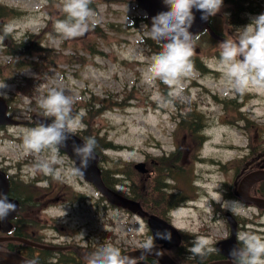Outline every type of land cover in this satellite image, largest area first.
Listing matches in <instances>:
<instances>
[{"label": "rangeland", "instance_id": "374dc122", "mask_svg": "<svg viewBox=\"0 0 264 264\" xmlns=\"http://www.w3.org/2000/svg\"><path fill=\"white\" fill-rule=\"evenodd\" d=\"M111 1L92 0L91 3L96 9H92L90 23L95 22L99 26L103 32L101 35L95 34L90 27L83 36L71 39L64 38L53 27L56 20L62 19V0L50 3L47 0H0V3L20 12L16 16L13 12L5 16L4 21L10 30L16 35L26 31L32 33L31 55L26 58L37 63L35 66L41 72L35 73L26 68L22 74L30 76L34 91L50 87L62 89L66 95L73 97L75 102L71 116L75 130L85 125L90 127L79 113H84L83 107H88V103H96L95 107H89L86 119L92 129L100 128L119 146L104 152L103 164L107 172L119 170L123 174L131 173L138 191H143L147 183L131 170L130 165L143 160L146 154L157 159L158 156L176 153L174 158L185 165L176 161L173 172L183 170L184 174L176 179L170 178L169 182L190 199L184 207L173 210V220L183 229L186 243L190 237L194 240L198 236L217 241L225 236L226 224L224 220L216 221V224L208 220L214 214L208 201L210 197L222 200L220 189L217 190L222 182L232 187L236 174L245 166L239 159L248 146L253 154L259 153L257 145L262 144L259 136L264 131V87L249 85L243 92L233 88L219 67L221 41L210 42L205 36L195 42L194 53L207 64L208 71L200 73L193 67L189 75L180 78L178 85H168L161 79L152 78L148 69L156 52L149 53L142 42L145 35L142 26L145 24L131 25L132 17L142 16L145 11L136 0ZM252 5L256 6L257 11L248 12L250 22L252 17L264 13V0H253L250 7ZM228 8L229 5H223L213 17L220 30L233 38L237 30L247 24H223L225 16L229 14ZM39 29L45 31L38 32ZM35 43L46 46L51 54L45 58L41 52H36ZM68 54L73 55L68 57ZM1 59H5L4 55H0ZM50 59L56 65L49 67ZM17 80L19 77H15L10 70H0V84L7 85L0 92L7 96L13 93L18 96L11 97L14 99L15 116L27 120L30 119V99L26 97L23 100ZM214 95L221 97V100ZM230 97L241 101L242 109L238 104L222 101ZM181 109L184 112L194 109L201 116L198 131L190 132L188 126L178 121ZM239 112L248 117V123L242 118L235 123L230 118H236ZM33 127L36 125H14L0 129V158L6 160V164L25 161L22 174L26 175L25 179L34 178L31 181L35 186L30 189L38 195L45 196V193L52 192L53 197L66 192L68 196L79 198V193L86 194V198H79L75 203L46 199L50 204L44 216L55 217L52 221L58 227L62 224L73 229L76 225L82 226L79 236L94 234L95 242L103 237L106 244L122 249L138 247L148 236L146 222L135 214L105 205L92 184L73 174V162L66 154L58 151L55 158L60 163H52L54 154L49 149L39 153L27 150L23 138L26 131ZM201 136L205 137V141ZM37 162L52 164L54 170L59 171L60 178L49 177L50 181H37L45 175L34 171L33 165ZM168 177H172V171ZM147 193L144 190V198L150 199L151 203H156L158 199L163 204V191L155 195ZM226 199L238 201L240 207L237 213L251 219L250 223L264 221V215L257 213V209L247 207L235 198ZM141 221L143 232L138 231ZM100 233L102 235L100 238L97 235V239L95 235Z\"/></svg>", "mask_w": 264, "mask_h": 264}, {"label": "clouds", "instance_id": "9594fccd", "mask_svg": "<svg viewBox=\"0 0 264 264\" xmlns=\"http://www.w3.org/2000/svg\"><path fill=\"white\" fill-rule=\"evenodd\" d=\"M92 0H62L60 11L64 19L54 22V29L66 39L83 36L95 22L90 23ZM168 7L151 18V26L145 24V36L156 42L160 51L152 57L148 69L152 78L161 79L165 84H179L180 78L190 74L193 68L191 57L194 53L199 34H193L190 29L195 21L194 9L201 13V19L207 20L215 16L223 6L224 0H163ZM219 67L229 83L237 91L243 92L254 85L264 87V13L251 18V22L237 30L233 38H226L219 43ZM7 85L0 84V89ZM0 92V95H3ZM74 98L66 95L65 91L56 88L48 90L47 95L38 103L43 109L44 117H51L50 124L40 123L26 131L24 147L39 153L49 149L53 154L52 163H60L55 158L59 148L69 138V133H75L74 121L71 116ZM97 141L95 137H84L83 144L73 146V151L79 160V165L73 174L83 175L90 161L96 158ZM34 171L60 178V173L54 170L48 162H37ZM222 207L237 213L239 202L225 201ZM17 211V205L9 200L8 195L0 193V221ZM139 232L144 231L140 222ZM171 240L168 231L157 232L155 237L147 238L141 245V256L135 257L123 253L117 246L105 244L91 253H86V264H141L147 256H162L163 250L158 248L155 241ZM238 245L229 253L232 264H264V237L251 233H238ZM212 241L205 236L194 239L189 252L201 259L216 249Z\"/></svg>", "mask_w": 264, "mask_h": 264}, {"label": "flooded vegetation", "instance_id": "af4514ba", "mask_svg": "<svg viewBox=\"0 0 264 264\" xmlns=\"http://www.w3.org/2000/svg\"><path fill=\"white\" fill-rule=\"evenodd\" d=\"M0 167L7 171V166L3 162H0ZM10 175V174H9ZM11 186H13V181L10 180ZM221 196H226V187L220 188ZM14 194V193H13ZM251 194L259 195L264 197V180L256 183L251 187ZM23 197V196H21ZM23 198H31L29 196ZM20 200V199H19ZM27 204L31 203V199L26 201ZM21 204L23 202L21 201ZM27 207L25 210L22 207V211L17 214L16 218L13 220V226L10 232L3 233L1 235L12 236L13 239L2 241L0 245V250L11 251L22 257L34 260L38 263L44 264H86L84 256L86 253H91L89 249L91 248V243H84L83 239L78 236V229H67L63 225L59 228L57 224L47 222V219H43L41 216L42 210L37 208V215L34 216L38 220L35 222L31 217L24 216V213H29L34 211V209ZM221 207V206H220ZM264 214V209H258ZM217 212V215H225V211L222 213ZM239 217V216H238ZM217 219V218H216ZM239 221L238 232L246 233L247 231H253L259 233H264L263 229L258 225L246 224L242 218H237ZM262 223L264 225V221ZM1 232V231H0ZM264 237V235L260 234ZM26 240V241H25ZM215 248V247H214ZM179 248L171 249V253L176 256L177 261L179 260L181 264H186V258H191L193 256L190 252L177 251ZM2 258V257H0ZM212 259H222L224 256L215 250L212 253ZM153 262V259H149ZM185 262V263H183Z\"/></svg>", "mask_w": 264, "mask_h": 264}, {"label": "water", "instance_id": "95a60500", "mask_svg": "<svg viewBox=\"0 0 264 264\" xmlns=\"http://www.w3.org/2000/svg\"><path fill=\"white\" fill-rule=\"evenodd\" d=\"M139 4L148 12V23L149 27L151 26L152 20L151 18L155 15H157L161 11H167L168 7L163 3V0H138ZM195 13V21L190 29V31L195 35L199 33L200 31L204 30L207 28L209 32L211 33L212 36L216 38H221L222 40H225V38L217 35L212 27L209 25V18L207 20H202L201 19V13L196 11L195 9L193 10ZM7 103L5 99L0 95V124H17L19 123L18 120L11 118L7 114ZM34 119L38 123H45V124H50L52 120L45 118V117H37L34 116ZM69 138L65 142V144H62L60 147L67 151L71 157L75 160L76 166L79 165V160L76 157L74 151H73V146L74 144L79 145L83 144V140L75 135L74 133H69L68 134ZM96 153V152H95ZM98 161H99V156L96 153V158L92 161H90V164L88 168L85 170L83 176L92 181L100 190L103 194H105L108 197V200L111 201L114 204L127 207L133 211H137L141 215H144L145 212L142 210L140 204L130 198H127L116 191L110 189L107 187L102 179L101 176V169L98 166ZM136 168L139 169L140 171H146L145 164L143 162H139L136 165ZM264 178V170H257L253 171L247 175H245L242 180L239 183L238 187V194L241 196L246 202L249 203H256L260 207H264V199L263 198H255V197H250L249 195V187L256 181L263 179ZM8 189V180L7 177L4 173L0 172V193H5ZM230 218V215H229ZM232 223V220H230ZM149 223L154 231V234L157 232H164L168 231L172 234L173 237H175V234H177V229L173 227L171 224H169L167 221H164L163 219L159 218L156 215H151L149 217ZM233 226V233L232 236L229 237L228 239L224 240L222 244L229 245L230 243L235 242V223H232ZM161 241V240H159ZM179 239H177V242ZM158 248L162 249V247L157 246ZM163 250V249H162ZM126 253H130L131 255L135 257H140L141 256V250H134V251H129ZM163 255L159 256L158 258L163 264H176L164 251ZM12 262L15 263V259L11 258L8 261H6L3 264H12ZM141 264H146V263H141ZM209 264H232L231 261H223L220 263L213 262Z\"/></svg>", "mask_w": 264, "mask_h": 264}, {"label": "trees", "instance_id": "16d2710c", "mask_svg": "<svg viewBox=\"0 0 264 264\" xmlns=\"http://www.w3.org/2000/svg\"><path fill=\"white\" fill-rule=\"evenodd\" d=\"M250 3L251 0H224L223 4H227L230 6V8H228V12L229 14L227 15L226 18V23L230 24V25H235V26H239V25H243L247 22L248 16H247V12L249 11H254V9L252 8V6L250 7ZM12 9V8H11ZM9 9V7L5 6L4 4L0 3V32H2V35L5 36V38H7L9 40L8 43V48H7V53L12 54V56L14 58H17V64L15 65L14 69L16 72H20L21 65L24 64L23 63V56H28L31 54V48H30V42H31V35L32 33H26L24 35H21L20 37L14 36L12 35L11 32H7L6 31V27L5 25L1 22L2 18L11 10ZM142 20H144L145 18H141ZM208 37V36H207ZM209 38V37H208ZM210 39V38H209ZM146 42L147 45L153 47V46H157L159 47V45L154 42L153 40L146 38ZM160 48V47H159ZM34 50L36 52H41L44 57L46 58V55H50V51L45 47V46H40L39 44L35 43L34 44ZM31 64H33L32 61H30ZM196 66L202 70H205L204 66L198 65L197 63H195ZM36 69H39L38 67L35 66ZM24 79H27L26 77H24ZM19 89L26 95L29 96H34L35 99H33L29 106L31 107L32 113H36L37 115H42L43 116V109H41L39 107V101L44 98L47 93L48 90L45 89L44 91V95L42 97H37L34 94V89L32 86V81L28 79V83L23 86L22 84L19 86ZM225 103L231 102L234 104H242L238 102V99L235 97H230V98H225L222 100ZM231 119L235 120V122L238 121L239 118H242V121H244L245 123H248V118L247 116H245L242 112H239V115L236 118H233L232 116H230ZM53 119V118H52ZM90 127L89 128H84L81 130H78V134L81 137H95L96 141H97V147L96 150L101 154L100 157V165H101V169H102V176L104 181L106 182L107 185H109L110 187H114L115 184L117 182H122L123 179L121 178V176L119 177L117 173L119 170H111L110 172H107V170L105 169V166L103 164L104 161V153L102 152V150H104L105 148H116L118 147L115 143H113L112 140H109L108 137L105 135V132H102V130L98 127L95 128H91V124L90 122H87ZM180 123L182 125L188 126V128H190L191 131L193 130H197V128L201 125V116L194 110H188L187 112H185L184 114L181 113V120ZM247 125V124H245ZM260 141H261V145H257V148L259 150L258 156L256 158L259 159H264V134L260 136ZM249 156H246V158ZM162 169V168H161ZM161 172V170H160ZM137 198H141V196L136 195Z\"/></svg>", "mask_w": 264, "mask_h": 264}, {"label": "bare ground", "instance_id": "6f19581e", "mask_svg": "<svg viewBox=\"0 0 264 264\" xmlns=\"http://www.w3.org/2000/svg\"><path fill=\"white\" fill-rule=\"evenodd\" d=\"M159 183H161V180L159 181Z\"/></svg>", "mask_w": 264, "mask_h": 264}]
</instances>
